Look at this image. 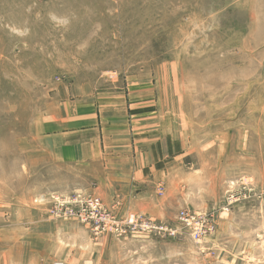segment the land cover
I'll list each match as a JSON object with an SVG mask.
<instances>
[{
	"label": "rangeland",
	"instance_id": "1",
	"mask_svg": "<svg viewBox=\"0 0 264 264\" xmlns=\"http://www.w3.org/2000/svg\"><path fill=\"white\" fill-rule=\"evenodd\" d=\"M85 88L124 97L155 181L107 187L98 158L60 156L67 101ZM66 195L172 233H94L48 212ZM180 210L213 230L194 239ZM44 258L264 264V0H0V264Z\"/></svg>",
	"mask_w": 264,
	"mask_h": 264
},
{
	"label": "crops",
	"instance_id": "2",
	"mask_svg": "<svg viewBox=\"0 0 264 264\" xmlns=\"http://www.w3.org/2000/svg\"><path fill=\"white\" fill-rule=\"evenodd\" d=\"M67 104L71 110L70 117L68 120L63 119L61 124L74 127L60 138L59 150L62 152L59 154L66 157L69 164L79 165L87 161L88 164L95 163L98 158L105 165L106 174L100 180L112 188H141L155 181L156 161L142 164L138 158L140 150L133 149L132 138L126 137L123 121L125 103L122 95L93 93L85 88L76 98L67 101ZM150 149L149 146V153ZM131 193L129 190L124 198L130 197ZM122 200L123 209L131 211L130 201ZM146 205L150 204H138L139 207ZM40 261V264H50L48 258Z\"/></svg>",
	"mask_w": 264,
	"mask_h": 264
},
{
	"label": "built area",
	"instance_id": "3",
	"mask_svg": "<svg viewBox=\"0 0 264 264\" xmlns=\"http://www.w3.org/2000/svg\"><path fill=\"white\" fill-rule=\"evenodd\" d=\"M48 212L60 218H71L88 225L94 233H107L122 235L127 232L152 233L169 231L164 225L156 223L154 220L128 213L125 216H118L108 210L95 196H56L51 200ZM177 220L187 230L189 235L196 240L211 232L214 228L212 223L205 222L203 214L189 213L180 210ZM51 264H71L64 260H53ZM91 264V263H89Z\"/></svg>",
	"mask_w": 264,
	"mask_h": 264
}]
</instances>
